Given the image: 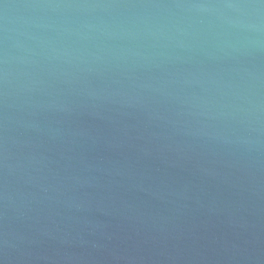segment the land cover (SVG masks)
I'll list each match as a JSON object with an SVG mask.
<instances>
[{
	"label": "water",
	"instance_id": "water-1",
	"mask_svg": "<svg viewBox=\"0 0 264 264\" xmlns=\"http://www.w3.org/2000/svg\"><path fill=\"white\" fill-rule=\"evenodd\" d=\"M0 264H264V0H0Z\"/></svg>",
	"mask_w": 264,
	"mask_h": 264
}]
</instances>
